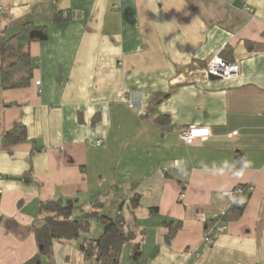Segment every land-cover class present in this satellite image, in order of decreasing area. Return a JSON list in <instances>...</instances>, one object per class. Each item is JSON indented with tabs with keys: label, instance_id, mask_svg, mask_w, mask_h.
Instances as JSON below:
<instances>
[{
	"label": "crops",
	"instance_id": "crops-1",
	"mask_svg": "<svg viewBox=\"0 0 264 264\" xmlns=\"http://www.w3.org/2000/svg\"><path fill=\"white\" fill-rule=\"evenodd\" d=\"M25 22L48 38L28 45L30 82L0 86V264L38 253L5 221L39 224L40 203L58 195L76 198L77 218L96 203L121 213L134 239L119 264H264V0H0L3 33ZM214 55L238 73L210 79ZM16 124L26 139L10 142ZM191 125L210 135L186 144L177 131ZM241 185L243 210L204 246L234 204L223 193ZM167 221L180 224L170 241ZM101 231L90 219L40 264H91L80 245Z\"/></svg>",
	"mask_w": 264,
	"mask_h": 264
},
{
	"label": "trees",
	"instance_id": "trees-1",
	"mask_svg": "<svg viewBox=\"0 0 264 264\" xmlns=\"http://www.w3.org/2000/svg\"><path fill=\"white\" fill-rule=\"evenodd\" d=\"M68 18V15L62 16L60 11L55 12V21H64ZM47 38V27L35 25L32 22L23 23L16 33L9 36L0 30V86L17 88L26 86L30 82L33 64L28 45L32 41H43ZM168 119L167 115L157 116V121L160 122H167ZM4 137L10 142L24 140L26 139L25 127L16 124L4 133ZM247 186H240L242 193L233 199L234 204L228 211L219 215L222 221L241 213L246 199L242 202L239 200L250 192ZM75 203L76 198L74 197L58 195L40 203L41 222L39 224L21 227L14 220L5 221V227L17 230L21 237H25L28 233L34 235L38 253L25 264H35L39 260L40 254L51 256L54 241H69L79 238L81 233L87 230L92 218L100 221L102 231L96 238L82 240L80 249L84 259L91 264H119L124 246L134 239V232L128 227L125 218L119 212L112 217L101 214L97 209L100 206L99 203L94 204L92 210L77 218L73 215ZM137 204L138 198H132L131 205L135 207ZM214 220L212 219L211 222ZM165 224L168 229L166 240L170 241L180 224L177 222L175 226H172V221H167Z\"/></svg>",
	"mask_w": 264,
	"mask_h": 264
},
{
	"label": "built area",
	"instance_id": "built-area-1",
	"mask_svg": "<svg viewBox=\"0 0 264 264\" xmlns=\"http://www.w3.org/2000/svg\"><path fill=\"white\" fill-rule=\"evenodd\" d=\"M204 70L208 76L212 75L217 76L218 78H230L238 73L239 66L234 62L224 60L219 55H214L206 62ZM35 84L39 87L40 81H36ZM124 100L128 103L129 107H133V101L130 97H125ZM177 134L186 144H193L198 138L208 137L210 135V129L207 126L191 125L179 128ZM100 142V140L97 141L98 144ZM247 189L250 190V187H247ZM241 193L242 188L237 186L232 191L224 192L223 194L228 195L231 198H236ZM180 196H183L182 192ZM214 219L215 220L204 229L202 237L204 246L211 245L218 234L223 232L225 229V225L219 216Z\"/></svg>",
	"mask_w": 264,
	"mask_h": 264
},
{
	"label": "water",
	"instance_id": "water-1",
	"mask_svg": "<svg viewBox=\"0 0 264 264\" xmlns=\"http://www.w3.org/2000/svg\"><path fill=\"white\" fill-rule=\"evenodd\" d=\"M209 78H210V79H218V77H217V76H212V75H209ZM35 264H40V262H39V261H37Z\"/></svg>",
	"mask_w": 264,
	"mask_h": 264
},
{
	"label": "rangeland",
	"instance_id": "rangeland-1",
	"mask_svg": "<svg viewBox=\"0 0 264 264\" xmlns=\"http://www.w3.org/2000/svg\"><path fill=\"white\" fill-rule=\"evenodd\" d=\"M44 254H40V256L42 257ZM40 262V260H38Z\"/></svg>",
	"mask_w": 264,
	"mask_h": 264
}]
</instances>
